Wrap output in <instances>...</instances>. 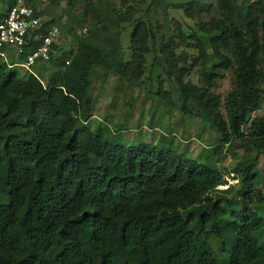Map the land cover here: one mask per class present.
Returning a JSON list of instances; mask_svg holds the SVG:
<instances>
[{
	"label": "trees",
	"instance_id": "trees-1",
	"mask_svg": "<svg viewBox=\"0 0 264 264\" xmlns=\"http://www.w3.org/2000/svg\"><path fill=\"white\" fill-rule=\"evenodd\" d=\"M147 1L58 0L63 13L43 30L57 25L77 46H55L45 85L0 58V264H264V115L243 131L264 102V0L245 11L237 0ZM17 2L0 0L1 16ZM171 10L195 24L173 23ZM107 74L149 82L183 115L191 105L214 146L190 159L158 146L165 136L130 146L106 136L107 117L92 128L91 85ZM224 147L244 152L231 172L215 158ZM229 174L237 184L220 189Z\"/></svg>",
	"mask_w": 264,
	"mask_h": 264
},
{
	"label": "rangeland",
	"instance_id": "rangeland-1",
	"mask_svg": "<svg viewBox=\"0 0 264 264\" xmlns=\"http://www.w3.org/2000/svg\"><path fill=\"white\" fill-rule=\"evenodd\" d=\"M188 0H165L163 7L166 8V2L180 3ZM201 2L214 3L216 0H199ZM256 0H237V7L240 11H245L248 3ZM141 3L148 4L147 0H140ZM64 7L58 3V0H51L45 6V11L50 13L49 16H59L63 13ZM162 10L160 9V12ZM168 16L175 23L179 20L183 26L195 24L191 18L186 17L183 11H169ZM63 24L65 25V19ZM64 25H62L64 27ZM62 27V29H63ZM77 34H85V29H77ZM59 46L65 50L76 48L77 40L74 36L65 34L59 41ZM46 66L43 69L44 79L47 82L53 73V69ZM162 76L163 89L171 91L169 94L177 101L175 91L170 89L169 81ZM192 82L201 84L202 80L197 73H193L190 78ZM146 80V79H145ZM154 86L145 83V85L129 86L120 83L117 77L107 74L101 79L95 78L91 85V92L94 97L93 113L90 125L96 129L103 120L108 118L109 124L106 126V136L119 134L122 141L127 145L159 142L161 136L166 137L165 145L172 146L178 150L179 154H183L190 159L196 158L203 152L205 148L214 146L216 141V131L209 120L200 115L191 105L190 111L193 114L183 115L178 110V105L174 108L169 103L159 104L158 98L155 96ZM158 89V87H157ZM233 89L232 75L227 73L225 78L221 80L217 92L221 94L223 99ZM243 151H230L228 147L221 149L215 158L220 160V166L229 172L235 167L239 159L243 155ZM259 155L258 169L262 176V184L260 190L264 194V154L255 152ZM233 174L226 175L227 184L220 186V189H227L237 184ZM264 214V208L262 209Z\"/></svg>",
	"mask_w": 264,
	"mask_h": 264
},
{
	"label": "built area",
	"instance_id": "built-area-1",
	"mask_svg": "<svg viewBox=\"0 0 264 264\" xmlns=\"http://www.w3.org/2000/svg\"><path fill=\"white\" fill-rule=\"evenodd\" d=\"M40 1L44 4L45 14H38L25 0H18L4 16L0 14V58L8 64L11 57L14 58L15 64L9 65L11 68L17 67L24 73L32 74L45 85L41 79L43 69L53 56L57 55L55 46L60 47L59 41L63 34L57 25H50L43 30L44 23L48 21L45 6L51 0ZM34 42H38L39 45L31 50L30 46ZM262 115L264 102L251 113L249 121L243 126V131Z\"/></svg>",
	"mask_w": 264,
	"mask_h": 264
}]
</instances>
